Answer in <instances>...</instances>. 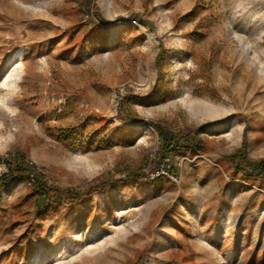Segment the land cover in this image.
I'll list each match as a JSON object with an SVG mask.
<instances>
[{
    "label": "rangeland",
    "instance_id": "obj_1",
    "mask_svg": "<svg viewBox=\"0 0 264 264\" xmlns=\"http://www.w3.org/2000/svg\"><path fill=\"white\" fill-rule=\"evenodd\" d=\"M94 4L103 20L74 0H0V159H31L64 194L37 207L24 178L0 187V264H264V180L227 172L244 130L264 158V0ZM122 85L142 121L118 117ZM156 121L197 130L170 161L177 182L138 178ZM103 178L118 182L65 196Z\"/></svg>",
    "mask_w": 264,
    "mask_h": 264
},
{
    "label": "trees",
    "instance_id": "obj_2",
    "mask_svg": "<svg viewBox=\"0 0 264 264\" xmlns=\"http://www.w3.org/2000/svg\"><path fill=\"white\" fill-rule=\"evenodd\" d=\"M82 16L95 12L98 20H103L98 14V8L94 4V0H74ZM166 55V51L160 48L154 59V66L157 72V79L162 76V60ZM135 97L132 95H126L119 101L117 113L120 120L127 123H136L142 121V118L132 109V102ZM158 131V138L162 143L163 154L175 155L184 150H193L197 146V130L186 128L173 130L170 126L164 122H154ZM112 141H116L120 144H128L131 141V136L124 132L118 136L115 132L109 135ZM63 138L74 142L73 134L71 132H63ZM246 134L243 131V139L239 148L227 156L234 173L238 172L243 179H263L264 180V158L250 159L246 155ZM22 157V156H19ZM1 161V159H0ZM4 162L7 165V171L0 175V187L6 185L11 180L25 179L28 177L29 168L22 165V163H15L13 165V159H5ZM143 177V174H138V178ZM235 178V177H233ZM118 180H112L103 178L99 183L93 184L87 191H73L71 189H65V196L70 201L77 200L81 195L90 194L91 192L102 189L110 184H115ZM47 183L43 175H34V184L32 186L33 192L37 193V207H42L43 203L49 198L56 202H61L64 199V194L54 192L53 195L46 194L45 189Z\"/></svg>",
    "mask_w": 264,
    "mask_h": 264
},
{
    "label": "built area",
    "instance_id": "obj_3",
    "mask_svg": "<svg viewBox=\"0 0 264 264\" xmlns=\"http://www.w3.org/2000/svg\"><path fill=\"white\" fill-rule=\"evenodd\" d=\"M125 94H126L125 85L119 86L115 90H113L111 93L112 106L115 107L122 99V97H124ZM173 156L174 155L163 154L162 143L158 138L157 145L151 151L150 154L151 159L149 161V164L145 169H141V173L146 179L149 180H154L160 175L166 174L170 177L172 181L177 182L178 178H177L176 168L170 165L171 164L170 161L172 160ZM5 159H13L14 160L13 165H15V163H22L23 166L29 168L30 171L28 177L25 178V182L29 187L33 186L34 184L35 174H41V175L43 174L42 169L31 159L26 157L23 158L19 157L14 152L5 153L1 157L0 165H1V170L3 171L2 173L7 171V165L4 162Z\"/></svg>",
    "mask_w": 264,
    "mask_h": 264
},
{
    "label": "bare ground",
    "instance_id": "obj_4",
    "mask_svg": "<svg viewBox=\"0 0 264 264\" xmlns=\"http://www.w3.org/2000/svg\"><path fill=\"white\" fill-rule=\"evenodd\" d=\"M14 60L16 61V62H19L20 61V59H21V53L20 52H18V53H16L15 55H14ZM224 237L223 236H221V237H219V240H222ZM231 259V257H229V256H227V255H224L223 257H222V262H223V264H228V261ZM35 260H37V259H35Z\"/></svg>",
    "mask_w": 264,
    "mask_h": 264
},
{
    "label": "crops",
    "instance_id": "obj_5",
    "mask_svg": "<svg viewBox=\"0 0 264 264\" xmlns=\"http://www.w3.org/2000/svg\"><path fill=\"white\" fill-rule=\"evenodd\" d=\"M198 146H200V143H199ZM198 146H197V147H198ZM197 147H196V148H197ZM201 157H202V158H205L204 156H201ZM228 165H229V166H228ZM229 167H230V168H229ZM227 169H228L227 172L230 173V172H231V165L229 164V161H227ZM229 169H230V170H229ZM235 174H238V173H235ZM251 180H252V179H251Z\"/></svg>",
    "mask_w": 264,
    "mask_h": 264
}]
</instances>
